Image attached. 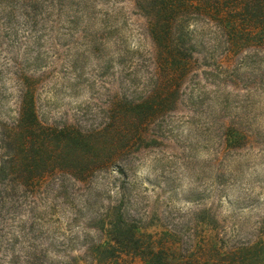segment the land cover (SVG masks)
<instances>
[{
	"label": "trees",
	"instance_id": "trees-1",
	"mask_svg": "<svg viewBox=\"0 0 264 264\" xmlns=\"http://www.w3.org/2000/svg\"><path fill=\"white\" fill-rule=\"evenodd\" d=\"M5 1L7 18L27 15L21 0ZM55 1L59 11L85 14L89 23L96 17L92 2ZM127 1L129 13L144 20L137 28L140 43L130 47L131 32L113 24L127 18L122 7L100 9L101 23H91L98 28L88 24L92 30L83 36L85 54L99 56L104 78L86 82L91 96L72 118L49 122L40 112L35 82L18 73L16 115L0 128V225L21 192L51 180L67 181L84 194V206H107L100 225L106 240L86 264H264V221L251 236L239 237L240 227H235L225 239L226 228L212 206L220 192L211 206L195 208L184 223L189 228L193 220L215 231V237H188L176 247L171 242L156 246L145 238L132 210L138 160L147 149L171 141L177 123L215 136L216 153L223 147L242 148L252 139L253 97L264 90V0ZM0 26L10 24L4 20ZM143 39L150 41L149 48H140ZM115 62L127 67L117 77L108 73ZM77 63L70 69L81 77L83 67ZM239 92L244 94H233ZM206 196L200 193L194 200ZM176 226L167 230L176 231ZM203 244L205 258L194 254ZM124 256L140 260L124 263Z\"/></svg>",
	"mask_w": 264,
	"mask_h": 264
},
{
	"label": "rangeland",
	"instance_id": "rangeland-1",
	"mask_svg": "<svg viewBox=\"0 0 264 264\" xmlns=\"http://www.w3.org/2000/svg\"><path fill=\"white\" fill-rule=\"evenodd\" d=\"M22 2L28 6L27 15L20 12L9 19L4 11L6 1L0 0V25L4 20L10 24L0 26V128L16 115L21 71L35 82L40 112L49 122L72 118L76 107L89 100L91 90L85 87L86 82L104 77L98 68L99 56L85 54L87 40L83 34L98 28V23H91H101L100 9L123 8L127 18L113 24L122 25L126 34L131 32L130 47L140 43L137 28L144 22L129 13L127 0H80L81 5L95 4L96 17L90 23L85 14L78 15L69 8L59 11L55 0ZM143 43L140 48L151 46L148 39ZM75 59L79 68L83 67L81 77L70 69ZM122 67L115 62L109 75L115 73L117 77ZM75 82L79 84L74 86ZM253 99L254 133L242 148L223 147L216 153L220 146L215 136L205 129L177 123L171 141L147 149L138 160L136 206L132 210L139 218L141 232L156 246L171 242L176 247L179 240L188 237L196 241L214 238L212 229L193 220L189 228L184 223L195 208L211 206L219 192V202L212 206H217L216 216L226 228L225 239L235 233V227H240L239 237L251 236L258 222L264 221V90ZM200 193L207 196L203 201L194 200ZM83 196L70 182L55 180L21 192L0 225V264H70L72 260L86 264L96 246L106 240L100 225L107 206H84ZM172 223L177 224L176 231L169 232ZM204 250L203 244L194 254L208 257ZM33 256L37 259L32 262ZM124 258V263L140 260Z\"/></svg>",
	"mask_w": 264,
	"mask_h": 264
}]
</instances>
